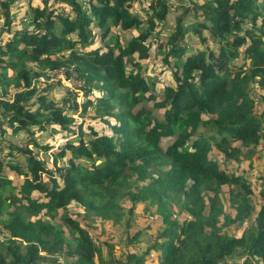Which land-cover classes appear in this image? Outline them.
I'll return each mask as SVG.
<instances>
[{
  "label": "trees",
  "instance_id": "obj_1",
  "mask_svg": "<svg viewBox=\"0 0 264 264\" xmlns=\"http://www.w3.org/2000/svg\"><path fill=\"white\" fill-rule=\"evenodd\" d=\"M31 1L0 0V36L10 35L0 46L1 95L7 93L4 86L14 89L10 100L0 99V133L7 124L12 134L28 136L20 144H5L9 158L0 155V264H148L153 253L155 264H225L238 253L249 259L244 264H264V186L253 193L250 178L228 173L209 158L211 144L195 136L204 128L223 163L236 166L240 155L250 165L264 140V0H204L192 14L202 20L190 22V33L202 44L195 52L188 53L186 28L177 18L165 56L174 59V85H165L158 99L145 95L140 61L149 55L145 41L154 20L167 13L164 0L145 1L146 28L131 10L144 0H38L40 7ZM15 3L19 10L28 6L30 27H14ZM112 29L137 33L121 44ZM94 30L103 46L80 49L92 44ZM206 40L215 47L203 46ZM235 58L246 59L247 66H235ZM55 70L67 72L65 78L78 86L60 104L40 95L30 102L33 79ZM249 84L259 92V114L253 112ZM79 95L80 117L91 107V117L102 119L111 134L96 131L88 120L69 127L73 118L66 110L77 109ZM148 97L163 111L162 118L143 104ZM47 129L51 137L74 135L51 151L52 167L40 156L50 144L33 138ZM167 137L171 141L162 148L159 141ZM16 154L21 164L13 162ZM63 158L66 162L57 165ZM6 168L18 177L17 184ZM263 176H258L261 184ZM223 186L228 187L227 206ZM255 197L261 198L259 204ZM72 204L82 208L83 221L67 213ZM145 204L155 207L162 223L151 246L118 256L111 243H104L102 255L89 224L109 220L129 234L135 207L145 209ZM174 213L181 220L172 218ZM56 216L59 224L52 223ZM250 217L252 224L239 235L228 234V228Z\"/></svg>",
  "mask_w": 264,
  "mask_h": 264
},
{
  "label": "rangeland",
  "instance_id": "obj_2",
  "mask_svg": "<svg viewBox=\"0 0 264 264\" xmlns=\"http://www.w3.org/2000/svg\"><path fill=\"white\" fill-rule=\"evenodd\" d=\"M144 2L141 4L140 2H135L131 6V10L133 13H136L137 16L142 20L143 25L142 28H146L145 20L150 15V12L148 10H145ZM148 1V0H147ZM165 5L167 8V13L163 20H154L155 27L151 31V34L146 39V44L149 45V55L145 60H141V68H140V74L146 81L148 85V93L146 92L145 95L149 94L151 97L156 96V98H160L162 93V88L167 85L171 84L174 85L172 73L174 71V67L172 62L174 59L172 57H165L169 48V44L167 43V38L171 34V32L174 30L176 26L177 18H181V23L186 28V32L183 36V42L186 45V48L188 50V53L195 52L199 48L202 47L201 42L199 41V38L195 34L190 33V22L193 21H201V17H197L196 15H192L193 12L195 14V10L198 9L197 6L200 5L204 0H164ZM79 2H81L79 0ZM23 4L26 5V0H18L17 4ZM17 4L12 6V16H14V27L21 28L27 24V26L30 27V22L27 23L30 13L28 6L23 7L21 10L17 7ZM31 4L38 5L40 7V2L38 0H32ZM2 20H0V23ZM249 23L243 24V28H248ZM112 33H117L119 41L121 44H125L128 40H130L133 36L136 35L137 31L131 30V31H119L118 29H112ZM206 34V32H204ZM91 40V45L89 47H80V49H88L90 47H96V46H103L102 42L99 41V36L95 33ZM10 35L2 34L0 36V46L4 42V40L9 39ZM107 38H105L106 40ZM209 46L211 48H214L215 45L213 44L212 40H206L203 43V46ZM1 58V57H0ZM5 57H3L4 59ZM244 62V67L247 66L248 61L242 60L241 58H235L232 61V64L235 66H238L240 63ZM3 66V62H0V67ZM242 66V67H243ZM27 67L31 69H35L36 67L32 63H27ZM7 72L9 75H11V70L7 69ZM67 72L63 73L61 71H44V75L39 76L32 81V87L34 88V95L30 99V102H34L35 98L40 95L44 97L45 101H50L56 104H60L61 101L65 98H67L72 88H76L78 86V82H76L73 78L67 77ZM59 82V83H57ZM5 90H7V93L5 96L1 95V87H0V99L4 100H10L12 93L14 92V89L12 86H4ZM70 90V92H69ZM80 94V93H78ZM96 93L91 92L90 96L93 97ZM248 94L251 96L254 102V113L259 114L261 113V106L259 103L260 95L257 91L254 84H249L248 88ZM77 102V109L75 111H72L71 109H67L66 113L71 114V117L73 118V121L70 123L69 127L72 129H75V124L80 123L81 120H88L92 126L95 128L98 132L103 133H110L111 131L102 121V119L98 117H91V107H88L85 110V115L83 117H80L79 112L81 110V106L79 102L82 101V97L77 96L76 98ZM143 104H146L148 108L151 109L152 115L156 118H162V110L152 107V102L150 100V97H148ZM142 105V104H141ZM139 106V104H138ZM64 107H67L65 104ZM138 108V107H136ZM3 116V112L0 108V117ZM5 120V118L3 117ZM2 119V120H3ZM108 121L114 122V120L109 117ZM260 123L261 126L264 125V113L263 116L260 117ZM6 125V126H5ZM15 125V124H13ZM3 127H6V131L4 134L0 133V140L3 138L2 141H0V155L5 157V160L9 158L10 156L7 155L8 149L5 144L11 143V144H20L22 141L27 140L28 136L23 132H15L12 134V128L7 126V124H3ZM1 128V127H0ZM35 129V127H31V130ZM205 138L212 147L209 151V158L215 160L218 164L221 165V167L225 168L228 173L234 172L235 174H240L243 177H246L247 179L250 178L249 185L253 188L254 192L257 193L260 189H262L263 184H261V180L258 176L261 174H264V140H261L259 144L256 147V150L253 155H251V158L249 159L250 165H247V161L244 156L240 155L238 158V164L236 166V163H231L229 165H225L223 163V157L222 155L214 150V145L212 144V139H210V136L205 133L204 128L200 127L197 130V133H195V136ZM212 135V134H211ZM35 137L36 140L39 142H47L50 144V149L46 151L45 154L41 153L38 149H33L34 152H40V156L46 162V166L52 167L51 162V151H53L63 140H66L68 138H73L74 135H61L57 134L55 137H51L48 133V129L41 132V133H34L33 138ZM171 138H161L159 141V145L164 148L168 143H170ZM190 144V138L187 142ZM34 147V146H33ZM245 152V150H242ZM6 154V155H5ZM8 156V157H7ZM19 161V164L22 163V156L19 154H16L15 157H13V162ZM6 162V161H4ZM66 162V158L58 159L57 165L61 166ZM252 165V166H251ZM247 166V167H246ZM244 168V169H243ZM246 168V169H245ZM5 173L8 175V179H14V184H17L18 177L15 176V174L12 173V171L5 169ZM255 173V174H252ZM264 178V176H263ZM227 191L228 187L223 186L222 187V195L221 199L225 206H227ZM254 200L256 201L254 204H259L261 201V198L255 197ZM125 207L129 206V203H124ZM143 205L136 206L134 209V212L131 216V223L132 227L130 228V233L127 234L124 232L121 226L112 225L111 222L108 221H98L93 220V225L89 224L88 231L91 235L92 240H94L95 244L100 246V253L102 255L106 254V245L104 243H111L113 245V253L119 255H123L127 251L135 250L137 252H141L144 249L150 247L152 244V238L156 235L157 231L160 230V224L161 221L159 217H157V213L155 212V207L145 204V209L142 208ZM67 213L72 216V218H75L81 222L83 219L81 218L82 215V208L76 204L70 205L67 209ZM61 211L58 210V215H60ZM172 218L180 219L181 217L174 213L172 215ZM154 218H157V220H154ZM181 220V219H180ZM87 221V220H86ZM58 217H54L52 219V223L59 224ZM252 224L251 217L249 220H247L242 226L240 227H230L227 229L228 234L233 235H239L241 231L244 228H247ZM65 233H67V229L63 226ZM134 236V238H131V236ZM54 256V255H53ZM55 257V256H54ZM62 258L61 255L57 256ZM156 254L153 253L150 258H152V262L148 264H155V258ZM65 260V259H64ZM67 262V260H66ZM245 262L250 263L249 259L245 257L244 254H237L234 256H231L229 258H226L225 264H244Z\"/></svg>",
  "mask_w": 264,
  "mask_h": 264
},
{
  "label": "built area",
  "instance_id": "obj_3",
  "mask_svg": "<svg viewBox=\"0 0 264 264\" xmlns=\"http://www.w3.org/2000/svg\"><path fill=\"white\" fill-rule=\"evenodd\" d=\"M57 71H61V70H57ZM57 71H56V72H57ZM61 72H62V71H61Z\"/></svg>",
  "mask_w": 264,
  "mask_h": 264
},
{
  "label": "crops",
  "instance_id": "obj_4",
  "mask_svg": "<svg viewBox=\"0 0 264 264\" xmlns=\"http://www.w3.org/2000/svg\"><path fill=\"white\" fill-rule=\"evenodd\" d=\"M79 1V0H78ZM80 1H82V0H80Z\"/></svg>",
  "mask_w": 264,
  "mask_h": 264
}]
</instances>
